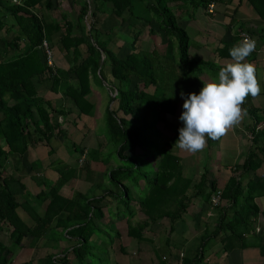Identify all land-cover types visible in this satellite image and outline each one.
Segmentation results:
<instances>
[{
    "label": "trees",
    "instance_id": "trees-1",
    "mask_svg": "<svg viewBox=\"0 0 264 264\" xmlns=\"http://www.w3.org/2000/svg\"><path fill=\"white\" fill-rule=\"evenodd\" d=\"M177 1L180 2L102 0L97 5L90 4L89 0H78L80 9L76 25H73L47 17L51 10L50 0H21L20 5L13 4L12 0H0V9L4 11V15H0V36L1 33L15 34L0 37L3 46L0 53V234L6 235L16 246L30 239L33 246L48 248L49 253L40 264H96L101 255L105 258L99 264H116L118 262L110 257L115 243H118L119 253L126 257L128 249L136 247L138 250L140 241L146 242L145 234L151 225L162 222L168 228L164 242L166 251L157 256L156 263L152 259V264H200L210 240L221 238L229 242L235 238L242 241L243 233L250 230L249 218H257L258 208L252 201L257 186L264 181L259 171L264 164V127L255 132L256 124L262 119L257 117L258 110L249 96L244 106L255 119L249 131L252 145L243 162L230 168V177L221 189V220L212 233L201 238L203 244L193 257L187 248L185 253L182 251V244L171 240L188 207L201 198L209 202L211 194L219 189L217 179L210 176L207 168L195 179L182 176L180 160L173 148L183 126L177 127L172 138L163 135V128L149 134L150 121L153 125L157 121L168 125V119L177 115L182 99L179 92L187 75L193 76L191 87L198 89L203 72L218 76L222 65L190 57L189 36L168 6ZM248 1L264 19V0ZM107 3L111 14L120 19V26L124 24L126 12L142 20L133 32L129 53L121 58L116 52L120 47H108L112 39L105 38L96 28V15L100 8H103L100 13H106ZM194 6L205 7L206 1L198 0ZM35 8L39 14L34 12ZM142 9L151 15H143ZM5 17L10 20L5 21ZM146 31L148 34L162 33L165 47L154 44L145 50L141 39ZM56 33H59L56 48L68 61L67 70L56 66L54 70L49 68L39 49L44 40L49 42ZM21 42L25 44L21 46ZM219 54L222 57L223 54ZM170 71L174 74L170 75ZM92 81L100 87L105 84L110 93L105 111V143L112 145L113 152L104 159L96 157L106 165L115 164L101 179V185L106 179L104 192L90 197L74 190L70 197L62 196L60 189L67 182L64 172L70 174L71 171L59 158L49 160L47 167L56 174V179L40 178L35 183L39 187L35 194H31L20 179L5 177L7 160L11 156L22 157L37 145L45 146L48 155L55 153L51 141L62 133V124L69 120L67 116L72 111L54 106L53 100L44 99L41 92H45L46 97L49 93L53 97L58 94L66 97L77 110L78 120L92 118L95 106L88 100ZM163 83L167 86L161 87ZM151 87L154 88L152 93ZM150 113L157 114L154 121ZM58 117L62 118L61 122ZM154 139L160 147L155 150L157 161L151 163L152 159L144 158L146 150L143 147L151 149L149 142ZM212 145V140L208 139V150ZM73 148L79 147L74 145ZM79 149L82 154L85 148ZM93 152L98 156L95 150ZM84 167L81 169L87 172ZM244 175H248L247 184L243 183ZM31 199L38 200L36 206H41L42 212L33 214V223L28 225L17 210L35 211V204L29 203ZM125 211L127 215L123 214ZM138 215L143 218H135ZM223 249L227 250L226 246ZM11 254L0 240V264H11ZM23 264H33V261Z\"/></svg>",
    "mask_w": 264,
    "mask_h": 264
},
{
    "label": "crops",
    "instance_id": "crops-1",
    "mask_svg": "<svg viewBox=\"0 0 264 264\" xmlns=\"http://www.w3.org/2000/svg\"><path fill=\"white\" fill-rule=\"evenodd\" d=\"M197 1L198 0H180V2L177 1L168 4L169 8L176 17L178 25L183 28L189 36L190 57L201 59L204 62H214L219 65L222 64L221 66H223L224 64L231 61L229 50L238 42H240L239 33L241 31L246 32L250 34V36H252L254 39H256L257 48L259 50L258 53L254 51L247 58V62L256 65L258 70V80L262 86V89H264V19H262L258 15L257 10L248 0H221L216 5L214 13L211 15L205 13L204 7L194 6ZM50 2L51 10L47 12V17H49L51 20H57L60 23L67 21L73 25H76L80 9L78 0H50ZM89 2H91L90 4H93L95 2L98 5L100 2H102V0H89ZM107 4L108 9L106 8V11H104L106 13H100L103 12V8H100L98 14L96 15V28L101 33L105 35L107 34L113 39L115 44L114 48L120 47L119 50H116V52L117 56L121 58L129 53L133 32L138 29L142 20L141 18L136 20L132 16H130L128 12H126L123 15L124 24L123 26H120V19L111 14V12L109 11V3ZM34 12L36 14H39L38 8H35ZM0 15H4V11L2 9H0ZM4 20H10V18L5 17ZM145 34H148V32L146 31ZM155 34H157L155 37L158 38L157 41H155V44L158 47L164 48L166 45L165 37H163L162 33ZM13 35H15L13 32H11L9 35L1 33L0 37L8 38L12 37ZM58 36L59 33L52 35L49 41V44L53 49L54 64L56 68L67 70L68 61L58 52L56 48L58 43ZM23 44H25V42H21V46ZM145 50L149 49L145 48ZM2 51L3 49H1V52ZM220 52L225 56L222 55L221 57V55L219 54ZM120 53L123 55L120 56ZM169 73L170 75L174 74L173 71H170ZM217 77L218 76L210 74L208 71H204L199 79V87L197 89L195 87H191L193 76L187 75V79L185 80V84L182 88L189 90L187 94L196 91L200 92V90L204 86V83L212 82L213 80L217 79ZM163 86H167V84L163 83L161 87ZM99 87L100 86L96 85V83H94L93 81L91 82V94L88 97V100L93 103L95 107L98 101L97 93H99ZM104 87L105 91L109 95L110 93L108 91V88L106 86ZM149 91L151 93L154 92V88L151 87ZM181 91L179 92V94H181ZM41 94H43L44 99L48 98L50 100H53L54 106L63 107L65 110L72 111L67 116V118L69 119L67 121V124L71 123L72 121L75 124H79L82 121V125H92L94 116L92 118H84L78 120V118H76L75 116L77 110H75L72 103L66 97H63V95L58 94L57 97H53L52 94L49 93L46 97V93L43 91L41 92ZM250 98L253 107L260 111L262 105L264 104V90H262L261 94L258 97L252 98L250 96ZM183 100L184 99L182 98L179 102L178 111L175 118L168 119V125H164L163 122L159 121L155 123V125L159 126V128H163L162 132L166 137L172 138L177 127H179V125L183 126L182 121H180L179 119L180 115L183 112ZM242 107L245 106L242 105ZM151 116H155V119L157 118L156 113H152L150 115V119ZM254 120L255 119L253 118L251 113L247 110V116L239 124V126H236L233 129L229 130V132L219 140L211 139L213 145L209 150L206 146L203 151L193 154L181 151L180 149L174 147L173 152L179 158L180 164L182 166V176L185 179H195L202 175L204 169L207 168L210 176L217 179L218 188L222 189L230 177V168L236 165H240L243 162L248 150L252 145L249 131L253 127ZM260 123L256 124V127ZM97 139H99V148L105 145V141H103L100 137ZM53 140L59 141L58 137ZM61 144L62 143L58 144L57 148H60ZM84 147V151L86 150L87 152H90V148L88 146ZM38 148H43V150H46L48 152L45 146L37 145L29 148L27 154L22 157L13 156L12 158L11 156V159L9 157L6 166L5 177L10 176L13 179H20V182L24 184L26 189L31 194H35L34 192L38 191L39 187L36 186L35 183H37L40 178L50 177V180L56 179V174L49 168L47 169L50 162L49 159L45 155L41 156L40 159L36 157L34 151ZM81 148H83V146ZM92 150L96 149L92 148ZM70 151L72 150L69 149L66 153L69 154V156H71ZM79 155L80 154L78 153V155H73L72 157L76 161ZM144 158L148 159L151 157L145 156ZM59 159L68 165L65 159ZM97 163L98 164H95V170H91L90 166L86 164L85 167H87L88 171L86 172V170L81 169L84 174L82 176L80 170L79 178H82L83 182H87L91 188L94 187V189H97L98 191H101L103 193L104 191L99 190L100 184L96 182L97 180L103 178V175L106 174L109 166L115 167V164L113 162H110L106 165L102 163L100 159L97 161ZM32 166L36 167V169H38L39 171H35L34 168L31 169ZM94 171H100V176L95 177L96 174L94 175V173L96 172ZM259 171L262 179L264 180V164ZM74 177H78V175L73 176V178ZM242 179L243 183L247 184L248 175H244ZM73 181L75 182V179H73ZM252 182H256V180L252 179ZM262 185L257 186V192L254 195V199L252 201L258 208L257 218H249L250 230L243 233V240L241 241L235 238H231L229 242L223 241L221 238H218L215 241L210 240L206 247L213 244L214 247L210 252L207 251L203 254V259L200 264L203 263V260L205 258L208 259V257L215 251L217 256L222 257H218L214 262L211 261V264H264V181ZM67 186L70 187L71 185L64 184V186L60 189V194L61 191H63ZM73 191L74 189L72 187V190H70V193L67 196L62 194L61 195L64 197H70L73 194ZM30 201L29 203H31ZM221 207L222 205L218 208H212L209 202H206L203 198L197 199L190 205V207H188L186 215L183 218V222H179L177 224L175 230L176 234L173 235L171 240L173 242L182 244L187 248V246H189L190 244L189 239H193V250L191 249L189 254L191 257L195 256L197 250L203 244L200 243L201 238L209 233H212L215 229L216 224L221 220ZM139 218H143V216L138 215L137 219ZM154 227H161L162 230L164 229V231H166V239L168 235V228L166 224H163L162 222L161 224L151 225L150 231H153V229H155ZM225 246L227 250L223 249ZM224 251H227L228 253H225ZM209 261L206 260L208 264Z\"/></svg>",
    "mask_w": 264,
    "mask_h": 264
},
{
    "label": "rangeland",
    "instance_id": "rangeland-1",
    "mask_svg": "<svg viewBox=\"0 0 264 264\" xmlns=\"http://www.w3.org/2000/svg\"><path fill=\"white\" fill-rule=\"evenodd\" d=\"M143 3H146V2L144 1ZM139 10H140V8H139ZM141 12L143 15H145L147 17L151 15L146 9H142ZM156 35L157 34H145V35L143 34L142 35L141 45L143 46L144 49L145 48L150 49L156 43L155 41H157V39H158L157 37H155ZM104 36L108 40L112 39L108 35L104 34ZM110 42H111V44L108 45V47L114 48L113 39ZM1 49H3V48H2L1 43H0V53H1ZM122 55L123 54L120 53V56H122ZM199 79H200V77H199ZM181 92L187 94L189 92V90L183 89ZM97 95H98V101H97V104L95 107L94 121H93L92 125L91 124L90 125L87 124V126L82 125V121L79 124H75L73 121L69 124H67L68 122H64L62 124V126H63L62 127V133L58 136V139L60 142L58 140L51 141V145L55 149V153L48 155V152L46 150H43V148H38L34 151L35 155L38 159H40L41 156L45 155L49 160H54L55 158H62V159H65L67 161L69 168H70L69 171H71V173L69 174L67 172H64V177L66 178V181H67L65 184H69L71 186L70 187L67 186L63 191H61L62 195L67 196L70 193V190H72V187L74 190L80 191L82 193H86L90 197L100 196L102 194L101 191L94 189V187L91 188L87 182H83L82 178H79V172H80L81 168L78 167L77 160L75 161V159L72 157L73 155L74 156L78 155V153L80 151V149H79L80 147L83 146V148H85L84 146H88L90 148L91 154H89V152L87 153V158L85 160V164H88L90 166L91 170H95L96 169L95 164H98L97 161L99 160L97 158L102 157L104 159L106 156L109 155V153L113 152V148H112L111 144L107 145L105 143V145H103L101 148H99V146H98L99 139H97V138L100 137L103 141H105V138L107 136L105 110L107 109V106L109 105V95L105 91L104 86L99 87V93H97ZM183 103H184V100H183ZM151 114L152 113H150L149 115H151ZM257 117L258 118L260 117V120L262 119L260 111H257ZM151 119L154 121L155 116H151ZM61 121H62V118L58 117V122H61ZM150 123H151V131L149 132V134H151L154 131L156 132L160 129L159 126L153 125V123L151 121H150ZM81 125H82V128H81ZM60 143H62V144H61V146L59 145L60 148L58 147L59 148L58 149L57 146ZM149 143L154 148V150L151 151L152 147H151V149H148L147 147L146 148L143 147V149L146 150L145 156H151L152 160H150L151 158H148V159L150 160V162L151 161L153 162V161L157 160V158H158L157 157L158 154L155 150L160 147V144L156 143L155 139L150 140ZM74 145L78 146L79 148L74 149L73 148ZM92 148L96 149L95 152L98 156L93 155L94 152H93ZM69 149L72 150V151H70L71 156H69V154H66ZM12 158H13V156H12ZM10 159H11V157H10ZM123 164L126 166H129L128 163L124 162ZM108 168L111 169L112 166H109ZM82 170H81V174L83 176L84 172ZM94 172H96V173H94V175L96 174L95 177L100 176L99 175L100 171H94ZM77 175H78V177L73 178V176H77ZM73 179H75V182L73 181ZM96 183L100 184L99 190H102V189H104L106 179L104 180V184H102V185H101V179L97 180ZM136 188L138 189V187H136ZM35 190H37V189H35ZM133 191H135V190H133ZM37 192H34V193H37ZM136 192L138 194V197L140 198L141 195L138 192V190H136ZM136 192L133 193L134 197L137 196ZM133 195H132V200L134 198ZM36 201L38 202L37 199H32L30 202L33 203L32 205L35 204V206H36V204H37ZM35 206H34L35 211H32L30 209L28 211H24L22 208L17 210L18 215H20V217L28 225H31L33 223V218H32L33 214H35L36 212L37 213L42 212L41 206H39V207L36 206V208H35ZM27 207L31 208V205L30 206L27 205ZM32 209H33V207H32ZM125 213H126V215L128 214L127 211L123 212V214H125ZM135 218H137V217H135ZM112 219L115 220V218H112ZM154 228L155 229H153V231L148 230L146 232L145 238L147 240H146V242L140 241L139 245L140 244L141 245H140L138 250L136 247L128 249V254L125 257L119 253L118 243H115L113 249L112 250L110 249V257L115 262L116 261L118 262L116 264H152V259H153V263H156L157 256H160V253H164L166 251V248L164 246L166 231H164V229L162 230L161 227H154ZM0 240L2 241L3 245L6 246L7 248H9L12 252L11 257H10L11 264H23L24 262H28L29 260H32L33 264H40L42 262V260L44 259V257L49 253V249L46 247H41V246H36V245L33 246V242L30 239H25L20 246L13 245L12 241L4 234H0ZM189 240H190V244H189V246H187L188 252H190V250L194 246L193 239H189ZM213 247H214V244L208 246L206 248V250L208 252H210L213 249ZM156 248H160V249L157 250ZM155 250H157V251H155ZM185 250H186V247L183 246L184 253H185ZM134 252H135V255H133ZM99 253L101 254V252H99ZM218 257L219 256L216 255V251H215L212 253V255H210L208 257V259L205 258L203 260L202 264H205V263L208 264L206 262V260H208V261L210 260L209 264H211V261L214 262ZM221 257H219V258H221ZM104 258H105V256L101 255L99 257V259L96 260V264H99L100 262L103 263Z\"/></svg>",
    "mask_w": 264,
    "mask_h": 264
},
{
    "label": "clouds",
    "instance_id": "clouds-1",
    "mask_svg": "<svg viewBox=\"0 0 264 264\" xmlns=\"http://www.w3.org/2000/svg\"><path fill=\"white\" fill-rule=\"evenodd\" d=\"M256 47V40L245 36L229 50L231 61L219 68L217 79L204 83L199 94L181 92L184 103L179 119L183 127L176 148L193 154L201 152L208 139L219 140L246 118L247 108L242 105L249 95L256 98L264 90L256 65L247 62Z\"/></svg>",
    "mask_w": 264,
    "mask_h": 264
},
{
    "label": "built area",
    "instance_id": "built-area-1",
    "mask_svg": "<svg viewBox=\"0 0 264 264\" xmlns=\"http://www.w3.org/2000/svg\"><path fill=\"white\" fill-rule=\"evenodd\" d=\"M20 1L21 0H12V3L13 4L20 5ZM219 2H220V0H206V6L204 7L205 13L208 14V15L213 14L214 11H215L216 5ZM85 23H86V25H88V17H86ZM245 36L253 38L252 36H250V34L241 31L239 33V39H240V41L243 40ZM39 49L42 52L43 62H45V64L49 68H51L52 70H54L55 69L54 54H53V50H52V47L49 44V42H47L46 40H44L42 42L41 46L39 47ZM255 52H257V53L259 52V50H258L257 47H256ZM260 113L262 115V121L255 128V132H258L260 129H262L264 127V104L261 107ZM250 138H251V136H250ZM86 158H87V151L85 150L82 154L79 155V157L77 159V165L79 167L83 166L84 163H85ZM263 178H264V174H263ZM221 194H222L221 189H217L214 193L211 194L210 199H209V204H210V206L212 208H217V207L221 206ZM181 257H182V255H181Z\"/></svg>",
    "mask_w": 264,
    "mask_h": 264
}]
</instances>
